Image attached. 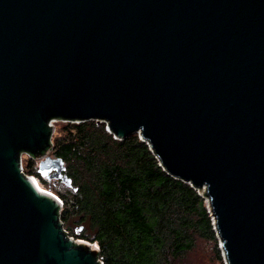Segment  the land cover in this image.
Segmentation results:
<instances>
[{
    "label": "water",
    "instance_id": "water-1",
    "mask_svg": "<svg viewBox=\"0 0 264 264\" xmlns=\"http://www.w3.org/2000/svg\"><path fill=\"white\" fill-rule=\"evenodd\" d=\"M87 120L205 191L224 264H264V0H0V264H101L19 163L70 186L50 123Z\"/></svg>",
    "mask_w": 264,
    "mask_h": 264
},
{
    "label": "trees",
    "instance_id": "trees-1",
    "mask_svg": "<svg viewBox=\"0 0 264 264\" xmlns=\"http://www.w3.org/2000/svg\"><path fill=\"white\" fill-rule=\"evenodd\" d=\"M58 122L51 152L70 186L38 175L30 158L22 167L61 200L69 236L94 243L102 264H189L202 242L222 264L205 191L166 174L136 133L117 140L103 122Z\"/></svg>",
    "mask_w": 264,
    "mask_h": 264
},
{
    "label": "rangeland",
    "instance_id": "rangeland-1",
    "mask_svg": "<svg viewBox=\"0 0 264 264\" xmlns=\"http://www.w3.org/2000/svg\"><path fill=\"white\" fill-rule=\"evenodd\" d=\"M52 124H53V128L56 129L57 124L59 125L60 122L56 121V122H53ZM50 155L53 156L52 152L50 153ZM34 167L35 168L38 167V161H34ZM47 180H54V178H49V179L47 178ZM53 184L55 185V187L58 190H60L58 183L53 182ZM42 188H44V187H42ZM65 228H66V226H65ZM215 239H216V247L220 251V255H221V249L218 246L219 240L216 237V234H215ZM212 248H213V245L210 242L199 243L198 247L196 248L194 253L191 255V259H190L189 264H220L219 261L215 260ZM220 257H221L222 264H224L222 256H220Z\"/></svg>",
    "mask_w": 264,
    "mask_h": 264
},
{
    "label": "built area",
    "instance_id": "built-area-1",
    "mask_svg": "<svg viewBox=\"0 0 264 264\" xmlns=\"http://www.w3.org/2000/svg\"><path fill=\"white\" fill-rule=\"evenodd\" d=\"M54 121H52L50 124H52ZM104 124H105V129L107 128V126H106V123L105 122H103ZM26 158H30V159H32L33 160V158L30 156V154H28L27 152H21L20 153V155H19V163H20V172H22L25 176H27L28 178H33V180L35 181V183L37 184H39V181H38V179L36 178V176H34V175H27V174H25L24 172H23V167H22V161L23 160H25ZM34 161V160H33ZM40 185V184H39ZM41 187H43L42 185H40ZM44 189H46V188H44ZM196 189V188H195ZM197 191H198V193L200 194L201 192H200V190H198V189H196ZM46 191H48L49 192V194H51V195H53L57 200H58V203H59V205H58V209L60 210L61 209V207H62V202H61V200L58 198V196H56L54 193H52L50 190H48V189H46ZM63 231L66 233V231L63 229ZM66 235H67V237H69V238H71L74 242L75 241H77L78 239H75V238H73L72 236H69L67 233H66ZM90 244H93V245H95L94 243H90ZM102 264V263H101Z\"/></svg>",
    "mask_w": 264,
    "mask_h": 264
},
{
    "label": "bare ground",
    "instance_id": "bare-ground-1",
    "mask_svg": "<svg viewBox=\"0 0 264 264\" xmlns=\"http://www.w3.org/2000/svg\"><path fill=\"white\" fill-rule=\"evenodd\" d=\"M31 182L38 188L39 191L49 193L46 189L42 188L38 183L36 184L33 178H30Z\"/></svg>",
    "mask_w": 264,
    "mask_h": 264
},
{
    "label": "flooded vegetation",
    "instance_id": "flooded-vegetation-1",
    "mask_svg": "<svg viewBox=\"0 0 264 264\" xmlns=\"http://www.w3.org/2000/svg\"><path fill=\"white\" fill-rule=\"evenodd\" d=\"M54 180H57V179H54Z\"/></svg>",
    "mask_w": 264,
    "mask_h": 264
}]
</instances>
